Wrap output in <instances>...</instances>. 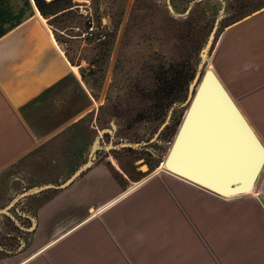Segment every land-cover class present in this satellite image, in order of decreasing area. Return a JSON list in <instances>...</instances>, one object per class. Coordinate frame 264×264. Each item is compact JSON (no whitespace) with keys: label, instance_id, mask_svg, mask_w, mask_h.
Here are the masks:
<instances>
[{"label":"crops","instance_id":"1","mask_svg":"<svg viewBox=\"0 0 264 264\" xmlns=\"http://www.w3.org/2000/svg\"><path fill=\"white\" fill-rule=\"evenodd\" d=\"M213 56L264 144V8L226 28ZM94 102L35 1L0 0V264H264L261 205H190L204 195L172 176L128 183L102 149L68 186L21 196L87 159L92 139L67 163L47 151L81 129ZM244 212L256 220L238 222Z\"/></svg>","mask_w":264,"mask_h":264},{"label":"rangeland","instance_id":"2","mask_svg":"<svg viewBox=\"0 0 264 264\" xmlns=\"http://www.w3.org/2000/svg\"><path fill=\"white\" fill-rule=\"evenodd\" d=\"M192 1L170 0L173 10L178 13L173 15L167 8L166 0H68L67 9L57 14L68 9L69 12L57 17H54L56 14L44 17L54 38L72 58L82 82L95 100L93 110L77 124L81 129L75 134H61L55 140L60 145L48 150V157L60 156L61 162L67 163L79 147L88 144L91 139L93 142L95 136L100 135L99 143L105 146L100 153L101 160L117 159L119 168L127 177L126 182L149 177L167 182L171 178L165 172L156 174L164 164L160 161L168 150L167 145L152 141L141 148L125 147L117 151L106 145L110 141L114 144L135 143L153 137L171 105L184 99L200 61V51L222 7L223 16L206 59V67L212 70L213 52L222 32L264 7V0H223V5L219 0H201L186 12ZM89 13L100 27L102 39L107 41V51L97 55L94 47L98 40L82 36ZM162 83L167 87L169 96L160 97L157 101L155 90ZM181 114L180 110L174 111L169 124L159 133L158 140L167 142L172 139ZM112 127L115 134L112 139L108 132L99 133L101 129ZM146 163L150 166L148 170ZM75 166L69 167L67 174H71ZM117 175L120 176V172ZM263 180L264 169L252 190L253 195L232 200L221 199L187 183L204 195L203 203L192 197L189 202L190 205L231 206L253 212L260 206L256 197L262 195ZM235 216L238 222L255 221L257 218V215L254 218L248 213H237Z\"/></svg>","mask_w":264,"mask_h":264},{"label":"water","instance_id":"3","mask_svg":"<svg viewBox=\"0 0 264 264\" xmlns=\"http://www.w3.org/2000/svg\"><path fill=\"white\" fill-rule=\"evenodd\" d=\"M198 1L201 0H193L186 12ZM219 1L224 4L223 0ZM166 4L173 15H178L173 10L170 0H166ZM222 16L223 7L218 11L212 30L200 51V61L188 84L184 99L171 105L153 137L135 143L114 144L110 141L106 147L141 148L152 141L167 145L168 150L160 164L164 163V169L171 173L172 177L173 175L183 177L204 190L211 191L214 196L241 198L249 195L264 169V144L216 73L206 67L209 48ZM177 110L182 114L174 136L167 142L158 140L159 133L169 124L172 114ZM105 132L110 134L111 139L115 135L113 127L99 130L101 135ZM99 138L100 135L95 136L87 159L66 180L58 184L32 187L21 193V196L25 197L50 187L68 186L94 163L97 151L105 148L99 143ZM261 192L263 197L259 196L256 199L264 209V180ZM15 199L17 198L12 201Z\"/></svg>","mask_w":264,"mask_h":264},{"label":"trees","instance_id":"4","mask_svg":"<svg viewBox=\"0 0 264 264\" xmlns=\"http://www.w3.org/2000/svg\"><path fill=\"white\" fill-rule=\"evenodd\" d=\"M37 8L39 9L40 13L42 14L43 17H50L54 14H56L54 17H57L61 14H64L65 12H69V9L66 11L61 12L60 14H57L59 11H62L64 9H67V4L68 3L66 0H50V1H46V0H34ZM61 3V4H60ZM58 4L60 5V8L58 6ZM62 5V6H61ZM106 45H107V41L105 40H98L96 41V45H95V49H96V55L100 54V53H104V51H107L106 49ZM67 58L69 59V61L73 63L72 58L65 52ZM156 100L158 101L160 97L165 96V98H168L169 93L167 90V87L164 86V84H159L158 88L155 90V95Z\"/></svg>","mask_w":264,"mask_h":264},{"label":"built area","instance_id":"5","mask_svg":"<svg viewBox=\"0 0 264 264\" xmlns=\"http://www.w3.org/2000/svg\"><path fill=\"white\" fill-rule=\"evenodd\" d=\"M82 36L83 38L96 39V40H100L103 38L102 31L94 21L93 17L91 16V13H89L86 16L85 31Z\"/></svg>","mask_w":264,"mask_h":264},{"label":"bare ground","instance_id":"6","mask_svg":"<svg viewBox=\"0 0 264 264\" xmlns=\"http://www.w3.org/2000/svg\"><path fill=\"white\" fill-rule=\"evenodd\" d=\"M162 167V169H160L158 172H156V174H159V173H167V174H171V173H169V172H167L165 169H164V164L161 166ZM158 168H160V167H158ZM171 176H172V174H171ZM173 177H176V178H178V179H180V180H182V181H184V182H186V183H189V184H193V185H195V186H197V187H199V188H201V189H203L202 187H200L199 185H197V184H195L194 182H191V181H189V180H187V179H185V178H183V177H179V176H176V175H173ZM137 184V183H136ZM255 187V186H254ZM257 189V188H256ZM204 190V189H203ZM253 190V189H252ZM252 190L250 191V193H249V195H246V196H250L251 194H252ZM206 191V190H205ZM207 192H209V193H211V194H214V193H212L211 191H207ZM253 193H258V191L256 192V191H253ZM260 194V193H259ZM253 195V194H252ZM216 196H218L219 198H221V199H229V200H232V199H235V198H232L231 196H226V195H216ZM260 196V195H259ZM258 196V197H259ZM262 197H263V195H261Z\"/></svg>","mask_w":264,"mask_h":264},{"label":"flooded vegetation","instance_id":"7","mask_svg":"<svg viewBox=\"0 0 264 264\" xmlns=\"http://www.w3.org/2000/svg\"><path fill=\"white\" fill-rule=\"evenodd\" d=\"M141 161H143V160H141ZM146 165H147V166H146V168H147V170H148L150 166H149V164H148V163H146Z\"/></svg>","mask_w":264,"mask_h":264}]
</instances>
